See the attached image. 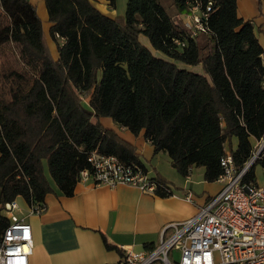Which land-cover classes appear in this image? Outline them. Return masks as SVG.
Returning <instances> with one entry per match:
<instances>
[{"label":"trees","instance_id":"obj_1","mask_svg":"<svg viewBox=\"0 0 264 264\" xmlns=\"http://www.w3.org/2000/svg\"><path fill=\"white\" fill-rule=\"evenodd\" d=\"M209 1V31L191 37L161 0H128L116 17L92 0H45L55 59L36 5L0 0V8L18 15L0 26V44L18 43L22 61L35 69L27 90L16 71L4 73L0 83V206L18 196L29 204L45 202L54 191L51 180L73 195L93 150L146 169L136 148L103 126L104 116L135 135L143 130L154 152L167 153L183 176L204 166L205 180H218L226 151L242 168L253 155L252 138L264 137V49L252 21L238 16L237 0L177 5L187 13L196 2L206 10ZM108 2L116 6V0ZM141 34L167 58L143 44ZM177 61L202 64L203 72ZM256 164L264 168V149L246 181L257 182ZM166 186L157 193L171 194ZM7 224L0 207V238Z\"/></svg>","mask_w":264,"mask_h":264},{"label":"crops","instance_id":"obj_2","mask_svg":"<svg viewBox=\"0 0 264 264\" xmlns=\"http://www.w3.org/2000/svg\"><path fill=\"white\" fill-rule=\"evenodd\" d=\"M30 1L36 5L51 53L57 59L59 52L49 33L52 23L49 21L45 0ZM92 2L111 17L120 15L117 7L110 5L108 0ZM179 14L184 19L188 16L185 13ZM237 14L252 21L255 34L264 49V0H237ZM141 42L149 47L144 41ZM151 50L164 57L158 54V50ZM177 64L200 72V69L194 67L201 64L193 66L179 61ZM86 101L89 107V98ZM100 122L131 143L140 154L148 173L162 183L165 182L172 193L160 195L143 192L128 184L110 187L77 182L74 194L67 196L51 180L54 191L45 196L46 211L31 215H26L27 202L18 196L21 213L32 226L34 247L29 256L30 264H123L125 247L134 251L153 247L158 243L165 225L192 217L223 187V183L218 180H205L204 166H194L188 176H183L172 165L167 153L154 152V146L144 137L143 130L135 135L107 116L101 117ZM234 140L237 144V139ZM252 141L254 147L259 143L255 138ZM160 160L170 163L169 169L163 171L156 166V172H151L149 165L153 161L159 163ZM104 238L113 245L112 248L106 246ZM174 254L178 255L177 251Z\"/></svg>","mask_w":264,"mask_h":264},{"label":"built area","instance_id":"obj_3","mask_svg":"<svg viewBox=\"0 0 264 264\" xmlns=\"http://www.w3.org/2000/svg\"><path fill=\"white\" fill-rule=\"evenodd\" d=\"M212 3L209 1L206 10H202L201 3L196 2L185 13L186 19L175 22L191 37L207 33ZM176 43L185 45L179 39ZM262 143L259 141L257 152L240 169L231 152L226 151L221 158L223 173L218 178L222 189L192 217L165 225L153 247L141 251L125 247L122 263L264 264V182L245 180L264 149L260 151ZM88 161L90 167L79 172L78 182L110 187L128 184L148 193L167 189L142 166L126 163L116 155L93 150ZM0 207L1 215L8 221L0 238V264H30L34 247L32 226L21 213L18 197ZM46 209L44 201L27 203L26 215L41 214Z\"/></svg>","mask_w":264,"mask_h":264},{"label":"rangeland","instance_id":"obj_4","mask_svg":"<svg viewBox=\"0 0 264 264\" xmlns=\"http://www.w3.org/2000/svg\"><path fill=\"white\" fill-rule=\"evenodd\" d=\"M161 1L164 4V6L168 9L170 14H172L174 21L177 20L179 23H181L182 22L181 20L183 17L180 16L179 14L177 0H161ZM127 3H128V0H116V7H117V10H119L120 15H123L126 12ZM17 17L18 15L12 13L11 11L0 8V26L12 23L13 21L17 19ZM140 39L144 41L145 43H147V45H149L151 49H153L151 42L147 36L141 34ZM208 50L209 48L205 49L204 51L207 52ZM158 54H161L162 56L166 58V55H164L162 52L158 51ZM193 66H197V65H193ZM194 68L200 69V72H203L202 64ZM11 71H16L20 73L21 75H23V78L20 79V82H21L22 88L24 90H27L32 84L33 74L35 72V69L31 65L22 61L20 57V45L11 40H6L0 44V83L1 84H3V74L9 73ZM84 103H85L84 106L87 107L86 99H84ZM234 139L235 138L232 139V144H233V147L235 148L236 144H235ZM263 140H264V137L260 140V143H262ZM259 147L260 145L254 148V153L257 152ZM169 165L170 163H168L167 161L160 160L159 163H157L156 161H153V163L150 164L149 167L151 168L150 169L151 172H156V169H155L156 166H159L161 170L166 171L167 168L169 169L170 167ZM254 170L256 174V181L258 183H263L264 182V176H263L264 168L260 164H256Z\"/></svg>","mask_w":264,"mask_h":264},{"label":"water","instance_id":"obj_5","mask_svg":"<svg viewBox=\"0 0 264 264\" xmlns=\"http://www.w3.org/2000/svg\"><path fill=\"white\" fill-rule=\"evenodd\" d=\"M264 148V142L262 143V147L260 148V151ZM253 162V161H252Z\"/></svg>","mask_w":264,"mask_h":264}]
</instances>
